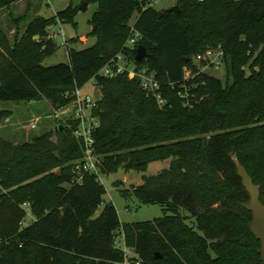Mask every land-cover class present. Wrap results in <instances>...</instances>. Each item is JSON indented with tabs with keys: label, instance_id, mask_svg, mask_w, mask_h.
I'll return each instance as SVG.
<instances>
[{
	"label": "trees",
	"instance_id": "1",
	"mask_svg": "<svg viewBox=\"0 0 264 264\" xmlns=\"http://www.w3.org/2000/svg\"><path fill=\"white\" fill-rule=\"evenodd\" d=\"M19 1L0 0V9ZM174 1L179 12L158 10L150 0H83L97 6L91 35L98 42L68 49L69 62L51 67L43 62L59 46L48 39L49 27L75 24L80 7L34 18L14 46L0 29V102L49 101L59 111L93 81L101 90L92 137L102 176L171 161L121 191L143 205L159 204L164 215L122 223L113 203L96 217L107 190L95 175L83 172L78 181L85 151L74 135L78 121L69 118L19 145L0 136V264H124L120 239L134 254L128 264H262L236 162L260 186L264 204V0ZM141 45L148 58L138 62ZM220 46L225 81L194 64ZM118 55L156 74L164 107L128 73L101 74ZM186 67L195 75L188 81ZM9 114L1 111L0 120ZM25 204L35 218L28 227Z\"/></svg>",
	"mask_w": 264,
	"mask_h": 264
},
{
	"label": "rangeland",
	"instance_id": "2",
	"mask_svg": "<svg viewBox=\"0 0 264 264\" xmlns=\"http://www.w3.org/2000/svg\"><path fill=\"white\" fill-rule=\"evenodd\" d=\"M82 3L83 0H24L9 8L0 9V29L6 34L9 43L14 46L16 39L23 36L27 24L34 18L38 16L52 18L68 6L80 7ZM154 6L158 10H167L176 6V2L174 0H154ZM96 10L97 6L90 4L86 11H78L75 24L64 23L62 26H58L57 30L63 31L69 48L63 45L62 38L58 39L59 49L44 60L43 66L66 64L69 62L68 49H86L97 44L98 37L91 35V21ZM136 17L135 14L130 21L132 27ZM73 39L78 42L72 43ZM1 48L5 50L2 46ZM197 67L223 81L226 80L225 68L214 70L204 69L202 66ZM83 93L94 101H98L101 97V90L93 81L85 86ZM1 111L10 114L0 120V136L15 145L31 142L38 136L55 131L59 124L65 123L70 117V115H61V112L57 111L49 101L0 102ZM52 140L57 142V137H53ZM170 163V160L154 162L149 165L146 172H126L121 169L117 173L102 176L101 182L106 187L107 194L104 196V204L99 208L96 217L101 215L105 204L109 203H113L117 208L122 223L152 221L162 217L164 211L159 204L143 205L136 197L124 198L121 191H131L133 187L143 183L144 177L158 175L164 169L169 168ZM23 208L26 209L27 217L22 225L28 227L35 221V218L28 206Z\"/></svg>",
	"mask_w": 264,
	"mask_h": 264
},
{
	"label": "built area",
	"instance_id": "3",
	"mask_svg": "<svg viewBox=\"0 0 264 264\" xmlns=\"http://www.w3.org/2000/svg\"><path fill=\"white\" fill-rule=\"evenodd\" d=\"M150 6H154V0H150ZM62 25L59 21L57 26L49 27L48 39L57 42L58 39L62 38L63 45L69 48L63 31L57 30L58 26ZM139 37L140 34L136 32L135 36L129 41L128 46L133 48L139 40ZM35 39L38 40V37ZM224 57L225 53L220 46L218 49H209L197 55L194 58V64L196 66H202L204 69L219 70L225 68ZM184 71L185 81L195 77L191 68L186 67ZM200 71L204 72V70ZM124 73H128L130 79L137 78L141 82V88L147 93V96L156 99L160 107L165 106L166 103L163 98L161 83L158 81L156 74L147 68L138 70L135 65L130 64L128 58L118 55L101 71L102 75L111 78ZM73 96V102L59 111L61 115H70L69 118L79 122V126L74 131V135L77 139L84 142L85 151L83 161L77 166V171L80 174L78 181L80 182L83 172H87L95 175L101 182L102 174L97 164V157L94 151V139L92 137L94 130L98 127V122L92 115L93 109L97 106L98 101H94L90 96L85 95L83 89H77ZM24 206L30 208L29 204H25ZM117 244L125 253L126 262L124 264H128L129 259L134 256L133 252L125 246L123 239H120Z\"/></svg>",
	"mask_w": 264,
	"mask_h": 264
},
{
	"label": "water",
	"instance_id": "4",
	"mask_svg": "<svg viewBox=\"0 0 264 264\" xmlns=\"http://www.w3.org/2000/svg\"><path fill=\"white\" fill-rule=\"evenodd\" d=\"M88 5L83 2L80 6V10L86 11ZM180 8L178 6L171 7L166 10V12H179ZM164 14V13H163ZM148 58V52L145 46L141 45L137 49L136 59L138 62L144 61ZM238 175L242 179V183L246 191L250 196V201L244 204V208L252 212V222L250 224V229L255 238L261 242V261L264 264V204L261 202V192L260 186L254 184L253 179L248 174L246 168L239 162H236ZM157 258L160 259L161 256L158 254Z\"/></svg>",
	"mask_w": 264,
	"mask_h": 264
},
{
	"label": "crops",
	"instance_id": "5",
	"mask_svg": "<svg viewBox=\"0 0 264 264\" xmlns=\"http://www.w3.org/2000/svg\"><path fill=\"white\" fill-rule=\"evenodd\" d=\"M22 1H24V0H21V1H19L18 3L22 2ZM18 3H16V4H18Z\"/></svg>",
	"mask_w": 264,
	"mask_h": 264
}]
</instances>
